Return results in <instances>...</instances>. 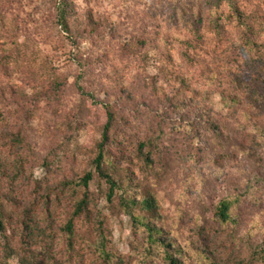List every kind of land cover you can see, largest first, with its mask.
<instances>
[{"label":"clouds","instance_id":"obj_1","mask_svg":"<svg viewBox=\"0 0 264 264\" xmlns=\"http://www.w3.org/2000/svg\"><path fill=\"white\" fill-rule=\"evenodd\" d=\"M253 81L264 0H0V264H264Z\"/></svg>","mask_w":264,"mask_h":264},{"label":"rangeland","instance_id":"obj_2","mask_svg":"<svg viewBox=\"0 0 264 264\" xmlns=\"http://www.w3.org/2000/svg\"><path fill=\"white\" fill-rule=\"evenodd\" d=\"M248 71L249 72H255L256 69L254 66H252L248 69ZM249 79H250V77L247 74L242 75L240 77H237L238 82L241 84L246 83ZM252 84L254 86L253 93L259 91L261 95H264V82L258 83L256 81H253Z\"/></svg>","mask_w":264,"mask_h":264}]
</instances>
